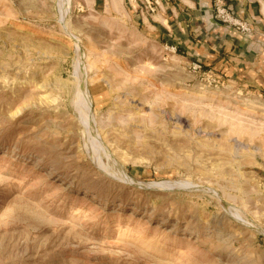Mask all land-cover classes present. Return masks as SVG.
<instances>
[{
    "label": "rangeland",
    "instance_id": "rangeland-1",
    "mask_svg": "<svg viewBox=\"0 0 264 264\" xmlns=\"http://www.w3.org/2000/svg\"><path fill=\"white\" fill-rule=\"evenodd\" d=\"M151 1L0 0V264H264V94Z\"/></svg>",
    "mask_w": 264,
    "mask_h": 264
},
{
    "label": "crops",
    "instance_id": "crops-1",
    "mask_svg": "<svg viewBox=\"0 0 264 264\" xmlns=\"http://www.w3.org/2000/svg\"><path fill=\"white\" fill-rule=\"evenodd\" d=\"M234 10L249 34L221 23L214 8ZM148 27L189 60L227 82L264 94V0H163ZM151 26V27H150Z\"/></svg>",
    "mask_w": 264,
    "mask_h": 264
},
{
    "label": "built area",
    "instance_id": "built-area-1",
    "mask_svg": "<svg viewBox=\"0 0 264 264\" xmlns=\"http://www.w3.org/2000/svg\"><path fill=\"white\" fill-rule=\"evenodd\" d=\"M151 6L156 5L159 6V0H154L149 2ZM148 6L150 11L153 12V8L151 6ZM215 17L223 24H226L228 26H231L235 28L236 30L249 34L251 32V29L247 23H243L237 16L236 12L234 10L228 9L227 7L223 5H216L214 8ZM188 70L191 74L196 76L200 82H208V83H219V75H216L211 70L204 69L203 65L199 61H192L188 65Z\"/></svg>",
    "mask_w": 264,
    "mask_h": 264
}]
</instances>
